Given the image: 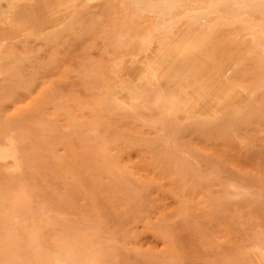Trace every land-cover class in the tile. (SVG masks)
<instances>
[{"label": "rangeland", "instance_id": "obj_1", "mask_svg": "<svg viewBox=\"0 0 264 264\" xmlns=\"http://www.w3.org/2000/svg\"><path fill=\"white\" fill-rule=\"evenodd\" d=\"M47 1L49 7L41 0L29 6L24 0H0V36L12 37L0 42V128L20 135L22 159L19 177L13 179L16 206L8 210L0 192V218L22 214L18 225L0 228L4 247H18L23 263L29 243L52 252L43 229L49 221L56 231L93 233L98 264H242L252 245L264 246V123H246L223 140L185 139L184 133L200 127L180 130L177 150L163 161L177 171L178 182H171L168 172L146 164L154 147L140 153L142 139L151 143L153 132L110 118L107 122L121 140L119 164L132 175L125 173L121 185H114L112 173L89 158L75 162V171L63 172L66 159L52 142L76 146V132L59 123L78 108L87 117L83 106L95 87L90 78L108 68L105 30L111 10L108 0ZM12 6H19L34 33L9 30ZM25 118L53 122V131L40 132ZM130 145L134 148L123 150ZM7 167L0 162V169ZM230 186L244 194L231 197Z\"/></svg>", "mask_w": 264, "mask_h": 264}, {"label": "bare ground", "instance_id": "obj_2", "mask_svg": "<svg viewBox=\"0 0 264 264\" xmlns=\"http://www.w3.org/2000/svg\"><path fill=\"white\" fill-rule=\"evenodd\" d=\"M24 1L28 6L33 2ZM41 4L50 6L47 0ZM109 8L108 68L90 78L95 87L89 104L83 106L87 117L78 108L73 117L65 114L59 123L76 132V146L59 139L52 142L61 146L62 159H66L63 172L75 171V162L89 158L112 173L108 176L114 185H121L125 173L132 175L119 164L121 140L107 122L110 118L125 119L153 132L152 144L142 139L140 153L154 147L148 151L146 164L150 170L156 165L168 172L171 182H178L177 171H170L163 161L177 150L180 130L200 127L184 133L185 139L223 140L246 123H264V0H108ZM20 11L19 6L11 7L6 20L9 30L34 33ZM6 39L12 37L0 36V42ZM50 118L55 119V114ZM25 122L46 134L54 128L53 122L39 124L29 118ZM19 140L20 135L0 128V162L8 164L0 169V192L9 203L8 210L17 202L13 179L22 168ZM182 186L177 189L185 190ZM234 190L232 186L227 190L231 197L244 194ZM5 215L0 218L1 229L18 225L22 217L21 213ZM43 229L54 253L29 243L23 251L24 263L17 256L18 247H4L0 231V264H98L99 247L93 233L58 227L56 231L49 221ZM247 255L242 264H264V246L252 245Z\"/></svg>", "mask_w": 264, "mask_h": 264}]
</instances>
